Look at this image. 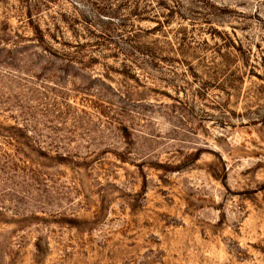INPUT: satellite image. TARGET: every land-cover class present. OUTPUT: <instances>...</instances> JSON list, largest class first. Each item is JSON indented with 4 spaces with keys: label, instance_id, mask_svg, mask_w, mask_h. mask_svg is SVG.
Returning <instances> with one entry per match:
<instances>
[{
    "label": "rangeland",
    "instance_id": "374dc122",
    "mask_svg": "<svg viewBox=\"0 0 264 264\" xmlns=\"http://www.w3.org/2000/svg\"><path fill=\"white\" fill-rule=\"evenodd\" d=\"M0 264H264V0H0Z\"/></svg>",
    "mask_w": 264,
    "mask_h": 264
}]
</instances>
